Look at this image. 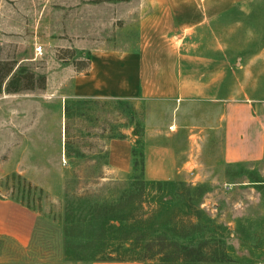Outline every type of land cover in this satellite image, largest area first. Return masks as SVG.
Wrapping results in <instances>:
<instances>
[{"label":"rangeland","instance_id":"obj_1","mask_svg":"<svg viewBox=\"0 0 264 264\" xmlns=\"http://www.w3.org/2000/svg\"><path fill=\"white\" fill-rule=\"evenodd\" d=\"M149 5L144 0H0V62H13L14 72L33 73L36 86L7 93L4 83L0 91V206L9 201L36 215L31 239L23 245L2 233L13 221L4 215L9 209L0 208V264H89L127 256L146 264L180 263L183 257L194 259L191 264H264V158L223 161L213 104H69L75 100L70 94L74 67L85 71L95 47L133 50L140 19L152 11ZM261 16L264 0L244 3L188 35L185 49L207 56L233 53V60L255 55L264 43ZM237 22L232 39L238 50L230 52L229 26ZM41 77L44 88H38ZM147 132L154 144L178 147L176 176L146 181L141 168L136 176L141 180L135 181L133 172L109 171L110 136L135 137V150L144 155ZM189 140L195 147L191 158ZM73 203L94 219L73 222V213H81ZM127 215L143 224L133 230L109 226L110 218ZM18 223L24 220L19 217ZM128 233L136 244L154 246L129 254ZM183 234H196L187 257L159 253L157 239L187 242Z\"/></svg>","mask_w":264,"mask_h":264},{"label":"crops","instance_id":"obj_2","mask_svg":"<svg viewBox=\"0 0 264 264\" xmlns=\"http://www.w3.org/2000/svg\"><path fill=\"white\" fill-rule=\"evenodd\" d=\"M252 0H144L149 16L140 19L139 40L133 50L100 48L91 50L85 71L72 76L71 97L103 101H143L181 107L197 102L215 106V134L221 132L225 163L257 162L264 158V43L259 52L233 60L219 53L213 56L189 52L185 39L209 21H218ZM161 11L160 15L158 9ZM262 21L264 18L261 16ZM230 23V52L237 51ZM220 26V25H219ZM216 25L217 29L219 28ZM264 27V23H263ZM221 34V32H215ZM248 34V31H247ZM222 50V46L218 47ZM174 129V127H173ZM146 134L143 175L146 181L170 180L181 161L173 143H153ZM157 135V134H154ZM138 139L132 136L111 139L107 145L109 171L117 175L134 170L133 151ZM192 147V148H190ZM188 157L195 148L189 140ZM0 208L12 218L3 234L27 245L36 215L13 202ZM5 216V217H6ZM4 217V218H5ZM24 224L18 223V218ZM89 264H146L143 259H97Z\"/></svg>","mask_w":264,"mask_h":264},{"label":"trees","instance_id":"obj_3","mask_svg":"<svg viewBox=\"0 0 264 264\" xmlns=\"http://www.w3.org/2000/svg\"><path fill=\"white\" fill-rule=\"evenodd\" d=\"M89 61H90V57H89ZM77 66V70L78 69V64L76 65ZM88 66V63L85 67V69L87 68ZM14 68H15V64L13 62H0V91H2V87L4 85V83H6V92L7 93H19V92H22V91H27V90H34L36 88L35 86V83H34V74L33 73H27V74H23V70H16L14 72ZM39 83L40 85L38 86V88H44L45 87V84H46V79L44 77H41L39 78ZM114 102V101H113ZM117 103H126L128 101H116ZM98 103H102V105H105L106 103H112L110 101H100V100H92V99H75V100H72L69 102V104H73V106H80V105H97ZM67 104L65 105V116L66 117H69L70 115V105ZM75 111L78 110V107L77 108H74ZM84 113H82L81 115H83ZM68 128L65 127V134L68 135ZM114 138H119L115 135H111L110 136V139H114ZM139 143V140L136 141L135 143V147L138 145ZM66 157L67 158H70L72 157V154H73V151L70 150V146H69V142L67 140L66 142ZM133 154H134V157H135V161H134V170H133V173L131 175L132 177V180H141L140 177H136L137 176V172L139 170L144 169V155L142 153H137L136 150L134 149L133 151ZM151 182H154V181H151ZM81 199V198H79ZM191 205H194L192 201H190ZM76 204L73 203L72 205V208L73 210L76 209V211H80L81 212V209H80V206H77ZM188 208H189V205H188ZM194 210H197L199 208H193ZM88 217L89 220H93L94 218L90 215V216H86V214H84V212H81L80 214H74L72 215V221L73 222H76V223H84V222H87L89 221L88 220ZM183 217L181 216V221L183 220L182 219ZM177 220H179V218H177ZM106 221V220H105ZM105 221H103L105 223ZM129 221V222H128ZM131 221V222H130ZM117 222L119 224H117ZM111 223V224H110ZM143 223L142 222H136L135 218H133L131 215H127V216H121V217H114V218H110L109 219V226H115L118 230H120L121 228H127L129 230H133L135 226H139V225H142ZM196 227V226H195ZM194 227V228H195ZM193 228V229H194ZM173 231V229H172ZM192 231V230H191ZM175 234L176 233V230H174ZM183 239L187 240V242H178L176 239H173V240H158L157 241L159 242L158 243V248L160 249L159 253H162V254H178L180 256H182L184 254V256L187 257L188 253H190V251H192V248H194V243L196 241V234L195 236L194 235H191L190 236H185V234H183ZM130 241L131 243L127 244V242ZM126 246H127V250L126 252L129 253V254H132V253H136L138 251H140L142 249V247L145 246V244H136L134 242V239L132 238V234L131 233H128V236L125 238L124 240ZM188 243V244H186ZM191 244V246L189 245ZM133 246V248H132ZM148 246V247H147ZM154 245L152 244V242H149L148 244H146L145 248L143 249H149V248H152ZM131 247V248H130ZM137 249V250H136ZM162 249V250H161ZM147 252H150V251H147ZM205 257H207V255H199V259L202 260L204 259ZM118 258H132L130 256H127V257H118ZM196 258V257H194ZM102 259H113V258H102ZM137 259H141V258H137ZM194 260V259H191L190 258H182L180 259V261H177V262H180V263H170V264H191L190 262Z\"/></svg>","mask_w":264,"mask_h":264},{"label":"built area","instance_id":"obj_4","mask_svg":"<svg viewBox=\"0 0 264 264\" xmlns=\"http://www.w3.org/2000/svg\"><path fill=\"white\" fill-rule=\"evenodd\" d=\"M36 52H37L38 54H41V53H42V47H41V46L37 47V48H36ZM170 129L173 130V126H171Z\"/></svg>","mask_w":264,"mask_h":264}]
</instances>
